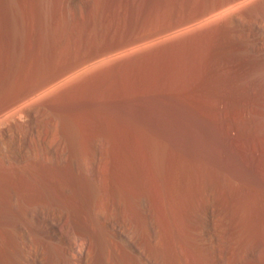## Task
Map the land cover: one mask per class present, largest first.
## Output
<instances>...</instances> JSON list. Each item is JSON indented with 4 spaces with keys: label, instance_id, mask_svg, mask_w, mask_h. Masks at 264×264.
<instances>
[{
    "label": "rangeland",
    "instance_id": "rangeland-1",
    "mask_svg": "<svg viewBox=\"0 0 264 264\" xmlns=\"http://www.w3.org/2000/svg\"><path fill=\"white\" fill-rule=\"evenodd\" d=\"M215 1L0 0V264H30V255L38 264H75L73 239L79 237L89 242L80 264H239L247 244L205 234L194 210L184 206L173 166L177 151L168 152L161 176L145 129L159 121L172 131L181 117L187 120L176 117L175 103L183 105L180 92L189 91V81L184 88L170 79L174 27ZM215 38L232 40L231 27ZM100 54L90 70L66 76L80 59ZM122 104L128 114L118 110ZM136 190L148 192L145 198L151 194L146 202L158 219L155 236L140 242L144 252L130 240L138 230ZM222 194L230 212L233 200L226 188ZM255 212L252 236L262 217Z\"/></svg>",
    "mask_w": 264,
    "mask_h": 264
},
{
    "label": "bare ground",
    "instance_id": "bare-ground-1",
    "mask_svg": "<svg viewBox=\"0 0 264 264\" xmlns=\"http://www.w3.org/2000/svg\"><path fill=\"white\" fill-rule=\"evenodd\" d=\"M224 26H230L233 34V39L226 43L225 41L218 42L215 38L216 32ZM174 28L178 35L173 61L170 60L173 63L171 64L173 69L170 73H173L172 78L174 79L170 78V73L168 77L171 80L176 78L175 81H180L182 85L189 81L187 83L189 91L186 94L185 91L184 94L181 91V96H177L182 99L183 105L178 104L180 105L178 109L177 103L173 101L176 104V117L179 113V117L185 115L187 120H183L181 117L180 119L183 121L178 122L180 119L178 121L176 117L174 119L171 115L172 112L168 114L177 123L184 122L186 128L177 123V126L174 123L173 127L174 121L172 120L173 122L170 123L174 128L172 131L175 130V136H172V131L166 130L169 124L165 128L163 124L159 125V121L156 125L155 122L153 124L147 120L149 124L146 123L148 128L145 127V129L146 132L148 130L147 143L150 148L149 152L151 151L150 157L163 176L164 171H167L164 163L168 152L177 151L178 154L173 152L177 155L175 157L177 159L176 164L173 166L175 165V170L180 174L181 185L179 186L182 189L179 187L178 189L183 191L182 196L186 195L185 202L188 204L185 203V205L182 201L181 205L190 206L199 217V223L205 234L214 236L218 242L227 237L229 240L247 244L245 252L239 254V264H264V0H217L211 2L202 12L178 21ZM99 56L101 54L93 58L82 59V61L80 59L79 62L77 61L73 66L68 67L66 76L90 70L98 62L97 57ZM168 60L166 66H168ZM167 69H163L164 72ZM105 72L107 75L109 70ZM166 73L168 74V72ZM167 74L165 75L167 76ZM63 76L59 75L57 79ZM173 83L170 85H175L173 90L178 93L175 90L178 83L174 85ZM168 84L167 86L171 88ZM180 87L177 88L179 91ZM116 92L118 94V91ZM171 92V94L174 93ZM117 94V99H120L122 95ZM125 97L127 100V95ZM173 98L170 99L173 100ZM180 99L178 103L181 102ZM123 104L119 106L120 109L118 110L128 114L129 109L124 108ZM172 105L173 110L174 104ZM115 106L117 105L115 104ZM164 109L166 110V107ZM177 109L179 112H176ZM137 115L140 116L141 114ZM139 116L137 119L141 118ZM146 117L149 119L150 116ZM155 117L154 120H156ZM166 122L168 123V121ZM146 124L144 123V125ZM197 133L201 135H197ZM197 136H202L201 143ZM171 157L173 156L171 155ZM153 162L152 164H154ZM167 164L169 165L168 162ZM167 164V168L171 170L173 166L169 167L170 165ZM136 165H141V163ZM144 174L146 175L148 172ZM145 175L143 177H146ZM141 176L140 178H142ZM164 177L163 179H165ZM144 182L143 188L145 187ZM162 183H165V186L169 184L168 181ZM142 186H138L136 189L142 188ZM148 188L146 187V189ZM223 188L229 191L230 198L233 200L230 212H228L229 210L225 211L223 205ZM138 192V196L132 195V197L137 198H135L137 209L136 207L134 209L137 211H135V218H137L138 230L130 236V240L135 249L144 252V247L141 248L140 244L145 245V243L140 242H147L149 239L146 241V236L149 238L155 236L158 229V224H156L158 219L155 220L156 217L154 218V214L152 215L151 212L156 211L151 209L155 208L151 205L153 202H150L149 208V201L146 202V198L151 194L145 198L148 192L146 194H143L142 190ZM167 199L165 198V200ZM182 199L184 198L182 197ZM177 204H174L175 207ZM179 205L180 208L181 205ZM182 207L181 209H183ZM257 210L262 216L261 221H259L260 228L258 233L256 232L257 235L252 236L253 234L249 232V220ZM184 213L181 212V214ZM221 216L223 220L218 222ZM1 229L2 227H0V238L4 240ZM176 230L178 232V229ZM250 241L251 244L248 243ZM73 244L72 260L75 264H80L89 254V242L87 239L79 237L73 239ZM28 258L30 264H38L32 255ZM200 262L198 261L197 264H205ZM217 264L230 263L220 260Z\"/></svg>",
    "mask_w": 264,
    "mask_h": 264
}]
</instances>
